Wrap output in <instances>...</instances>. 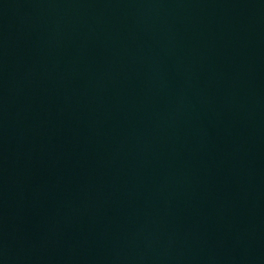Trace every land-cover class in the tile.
Wrapping results in <instances>:
<instances>
[{
    "label": "water",
    "instance_id": "water-1",
    "mask_svg": "<svg viewBox=\"0 0 264 264\" xmlns=\"http://www.w3.org/2000/svg\"><path fill=\"white\" fill-rule=\"evenodd\" d=\"M0 264H264V0H0Z\"/></svg>",
    "mask_w": 264,
    "mask_h": 264
}]
</instances>
